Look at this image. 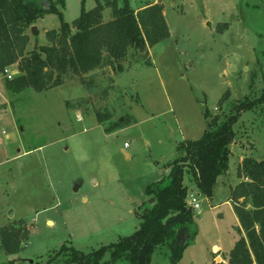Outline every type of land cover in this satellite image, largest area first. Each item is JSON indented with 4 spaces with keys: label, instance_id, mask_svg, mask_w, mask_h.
I'll use <instances>...</instances> for the list:
<instances>
[{
    "label": "rangeland",
    "instance_id": "rangeland-1",
    "mask_svg": "<svg viewBox=\"0 0 264 264\" xmlns=\"http://www.w3.org/2000/svg\"><path fill=\"white\" fill-rule=\"evenodd\" d=\"M29 1L43 8L52 3L69 23L97 4ZM160 1L169 36L149 48L151 66L131 51L118 73L107 66L83 81L72 76L63 85L17 95L6 91L0 75L7 101L0 113V228L23 220L28 232L16 254L0 244V264H46L63 245L91 252L132 234L155 201L147 187L170 182V163L183 155L178 144L202 137L205 110L208 120L218 115L223 123L234 105L264 92V0ZM130 3L138 8L143 0ZM111 18L108 7L103 19ZM60 24L59 15L47 11L36 31L27 30V50L47 44L46 32ZM99 114L109 118L101 122ZM234 130L229 168L212 198L185 174L200 210H194L197 233L176 264L222 260L239 237L228 199L241 181L243 158L264 159V105L243 111ZM170 254L169 246L157 248L151 264H172ZM109 260L106 254L103 261Z\"/></svg>",
    "mask_w": 264,
    "mask_h": 264
},
{
    "label": "trees",
    "instance_id": "trees-1",
    "mask_svg": "<svg viewBox=\"0 0 264 264\" xmlns=\"http://www.w3.org/2000/svg\"><path fill=\"white\" fill-rule=\"evenodd\" d=\"M108 7L112 18L105 21L103 14ZM47 11L59 15L60 27L46 32L47 44H36L27 50L30 41L27 30ZM168 36L169 27L160 0L156 3L143 0L138 8L130 0H97L92 9H83L71 23L63 19L62 12L52 3L49 8H43L29 0H0V75L5 76L4 86L11 95L29 89L41 92L63 85L72 76L83 81L86 74L98 68L108 66L118 73L131 51L140 54L144 64L151 66L149 48ZM14 64L18 73L6 77L5 69ZM263 105L264 92L234 105L223 123L218 122V115L208 120L210 113L206 109L202 137L185 140L177 146L183 155L170 163V182L164 184L162 179L147 187L146 192L154 194L155 201L140 214L137 230L91 252L63 245L46 264H112L121 258L129 264H151L153 253L165 245L171 252L170 261L176 264L197 233L194 211L187 204L185 174H191L199 190L212 198L217 178L229 168L235 123L243 111ZM5 107L0 105V110ZM108 118L109 115H98L101 122ZM237 176L241 181L231 188L228 200L239 222V237L222 260L213 259L211 264H264V159L244 157ZM179 231L184 233L182 240ZM27 236L23 220L1 227L3 251L9 255L18 253ZM106 254L110 255L109 261H103ZM59 258L64 260L53 263Z\"/></svg>",
    "mask_w": 264,
    "mask_h": 264
},
{
    "label": "built area",
    "instance_id": "built-area-1",
    "mask_svg": "<svg viewBox=\"0 0 264 264\" xmlns=\"http://www.w3.org/2000/svg\"><path fill=\"white\" fill-rule=\"evenodd\" d=\"M10 68L8 67L5 69V74L8 78H12L14 75L10 72ZM187 204L188 206L194 211V210H200V200L199 195L194 193H189L187 195Z\"/></svg>",
    "mask_w": 264,
    "mask_h": 264
},
{
    "label": "crops",
    "instance_id": "crops-1",
    "mask_svg": "<svg viewBox=\"0 0 264 264\" xmlns=\"http://www.w3.org/2000/svg\"><path fill=\"white\" fill-rule=\"evenodd\" d=\"M11 67H13V66H11ZM14 73L15 74H17L18 73V70H14ZM14 74V75H15ZM5 87V86H4ZM4 87H3V85L1 84L0 85V94H1V103H0V105H2V104H5V103H7V101H6V99H5V95L4 94H2L1 92L3 91L4 92ZM6 110V108L5 109H1L0 110V113H2V111H5ZM231 153H232V148H231ZM128 154V153H127ZM229 189H230V186H229ZM229 201V200H228ZM232 205V204H231ZM238 220V219H237ZM238 222V221H237ZM239 226V223L237 224V227ZM217 260H219V258L217 257Z\"/></svg>",
    "mask_w": 264,
    "mask_h": 264
},
{
    "label": "water",
    "instance_id": "water-1",
    "mask_svg": "<svg viewBox=\"0 0 264 264\" xmlns=\"http://www.w3.org/2000/svg\"><path fill=\"white\" fill-rule=\"evenodd\" d=\"M32 30L36 31V28L34 26H32ZM154 199H151L150 201L152 202Z\"/></svg>",
    "mask_w": 264,
    "mask_h": 264
}]
</instances>
